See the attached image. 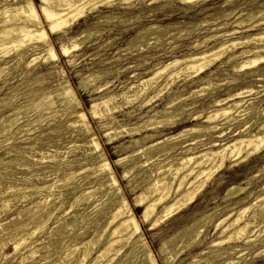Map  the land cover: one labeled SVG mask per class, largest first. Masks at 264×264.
Wrapping results in <instances>:
<instances>
[{"label": "rangeland", "instance_id": "rangeland-1", "mask_svg": "<svg viewBox=\"0 0 264 264\" xmlns=\"http://www.w3.org/2000/svg\"><path fill=\"white\" fill-rule=\"evenodd\" d=\"M4 1L0 0V9L5 6ZM120 1L111 0L108 4L98 2L92 10H85L82 14L83 17H81L82 15L76 17L74 21L52 34L46 27L48 23L45 18L41 16L40 23L47 33V39L56 57L46 60L45 55H38V59L26 66V63L32 60L31 54L27 53L18 65L9 68L6 76L0 79V98L7 101L12 99L9 105L0 107V115L10 112L12 107L17 104L24 103L26 105L23 96L28 94L34 100H38L53 91L57 84L66 82L72 88L77 100L75 110L84 114L91 129L90 135L94 136L101 146L120 192L116 198H104V200H100L99 195H96L97 197L95 196L96 198L91 200L88 205L80 200L75 203L74 198L78 193L95 189L98 184L93 171L90 170L93 168V162L85 158L82 147L90 135L85 137L67 125L70 116L63 107L54 105L49 110H44L42 104L53 102L52 95H50L49 100L40 103L35 111L19 121L23 125L27 121L32 124L26 128L23 136L14 140L18 147L26 148L23 157L25 160H29L32 155H35L33 159H30L33 162H28L26 165L28 169L25 172L37 171V174L40 175L39 178L29 180L27 185L25 183V186H22L18 174L22 172L20 164L25 161L14 152L6 154L8 145L0 146V158H3L5 165H9L11 160H17L13 162L15 168H8L6 171L0 168V247H2L0 248V264L74 263L75 256L71 260V257L69 260L68 257L64 258L66 260L62 259L63 262L58 260L56 253H60L63 245L53 244L54 246H52V241L44 239L54 238L55 235L59 239L63 232V235L67 234L69 228L64 223L78 216L80 208H85L84 219L89 221L85 219L81 231L74 230L67 236L64 244L71 243V241L78 244L93 238L96 225L103 223L107 219L106 217H109L113 200L119 197L127 202L135 216L140 229V241L138 236L133 237L132 245L125 246L117 253L115 251L106 253L98 264H138L147 252L151 254L155 264H166V262L167 264H192L193 261V264H230L229 261L232 264H264V202L257 201L264 198V147L253 155H243L231 162H225L221 169L213 172L206 179L207 181L205 180V186H202L204 188L200 189L201 192H198L191 202H187L179 210L169 214V217H162L161 220L158 219L161 216L160 211L164 205L173 202L174 195H170L165 202L157 205L153 214L145 220L142 215L143 208L156 200L159 192L149 194L146 198L142 196V193L157 178L160 168L170 163V160H153L151 157H141L139 153L141 149L162 140L165 136L195 127L207 126L205 118L208 113L231 104L232 101L224 102L219 106L213 104L215 100L225 99V92L228 89L232 92H239L246 88L251 89L252 93L244 96L243 100L253 102V112H261L264 109V80H258L254 76L247 77L243 74L263 69L264 61L259 62L253 68L241 71L233 69L232 71V63H226L227 55H225L221 61L212 65L199 77L185 78V80L179 78L180 80H176L177 82L175 81L174 85L172 84V87L167 90H163L162 95L152 100L148 106L140 108L136 103H133L102 115H93L90 112L92 104H97L109 96L127 92L131 86L152 76L158 68L174 58L180 59L191 54L210 51L232 38L251 39L263 33L264 14H261V11H264V0ZM32 2L35 6L41 4L39 0H32ZM6 3L15 4L14 0H6ZM49 7L52 8L51 5ZM228 33L234 34L229 36ZM72 43L77 44L78 49L74 48L75 51L72 49L69 54H64L63 57V54L60 53L61 47L63 45L70 46ZM260 43L249 41L244 47L251 49ZM196 44L201 45L194 49ZM26 48V46L22 47V49ZM3 57V60H11L14 57V51L11 50ZM232 79L236 82L225 84ZM88 80L90 81L88 84L91 86L79 88L81 81L88 82ZM95 80L98 81L95 82ZM158 82L162 84V78ZM209 84H212L213 88L209 87L206 90L205 87ZM179 96L181 100L176 102L178 105L184 106V112L177 121L142 128L139 131H133L135 133L129 131L130 128L140 126L155 112L161 111L170 99ZM185 105L189 106L185 107ZM96 109L100 110V107ZM150 109L151 112L146 114ZM128 112H131L129 117L126 115ZM241 118H244V114L236 117L237 120ZM251 120H253L252 116L245 121H240V124H235L225 130L226 132L220 137L210 139L209 136L205 137L202 133L192 134L189 132L190 134L184 136L181 141L193 139V141L187 142L188 147L192 149L188 156H197L210 146V140L216 142L215 147L223 148L236 138H242V136L245 138L249 134L255 133L258 125L253 124L254 127ZM217 121L223 123L225 119L220 118ZM245 123L251 124L253 127L250 126L247 131L243 132V128L238 127ZM119 128H124L122 134L113 138L114 141L108 142L106 134L113 129L119 130ZM148 136H152V138L145 139ZM1 140L3 139L0 138ZM30 146L31 148H28ZM37 151H40L39 153L44 156V159L39 153H34ZM49 155H52L53 158ZM173 155L176 158L185 157V154H179V151ZM130 156L131 158H129ZM148 159L149 161L145 164L128 172L126 176L123 175L124 170H129L134 164L144 163ZM119 160L120 164H117ZM180 172L176 174L174 181L182 175V171ZM43 173H47L46 177L45 174L42 175ZM67 173L74 174V181H71L72 178L66 183ZM77 178L78 180H75ZM92 182L94 183L92 184ZM8 183L14 186L12 191L7 188ZM49 183H55V185L50 190H46L45 185ZM32 186L36 190H28ZM232 188L235 189L232 191ZM159 191L161 192L163 189L161 188ZM15 193L17 194L15 195ZM46 197L50 198L47 205L41 203L38 207H36L37 205L32 206V202ZM143 199L141 204H137L136 200ZM3 201H6V204L2 203ZM240 211H243L241 219L235 226L233 225L234 227L224 231L223 229L238 217L237 213L239 215ZM47 212L49 217H47ZM261 214L263 215L261 216ZM63 221L64 223L59 225ZM217 224H221V226ZM110 225L111 223L108 222L107 231L99 233L98 238H94V242L99 248H102L103 243L107 242L108 232L115 226V223ZM53 227L52 232H49ZM240 227H244L240 238L226 240L232 232ZM14 234L16 235L14 236ZM247 238H250L251 241H246ZM3 242H7V244L5 245ZM47 244L50 245L48 248L45 247ZM211 244L213 246H209ZM57 245L59 246L57 247ZM229 247L236 249L229 255L216 256ZM95 256V252H92L90 258L94 259Z\"/></svg>", "mask_w": 264, "mask_h": 264}, {"label": "bare ground", "instance_id": "bare-ground-1", "mask_svg": "<svg viewBox=\"0 0 264 264\" xmlns=\"http://www.w3.org/2000/svg\"><path fill=\"white\" fill-rule=\"evenodd\" d=\"M39 1H41V4L39 6H35L34 3L32 2V0H14V2H15L14 5L9 4V3L7 4L6 0L4 1L5 6L2 9H0V79H2L4 76H6L9 68L15 67L16 65H18V63L24 59V57L27 55V53L31 54L32 60L27 62L26 66L30 65L33 61L38 59V55L39 56L45 55L46 60L47 59H54L56 57L55 53L53 51V48L47 39V33L44 30V28L42 27V24L40 23V17L41 16H43L45 18V21L48 23V25H46V27L50 31L49 33L52 34L54 32H57L58 30L62 29L64 26H66L71 21H74V19L76 17H79L80 15H82L85 12V10H88V11L92 10L96 6V4H98V2L103 3V4H108L111 0H39ZM226 4H227V2H226ZM50 5L52 8L49 7ZM261 14H264V11H261ZM81 17H83V15ZM262 17H260V18H262ZM255 19H257V18H255ZM149 29H150V27H149ZM151 29H152V27H151ZM233 34L234 33H228L227 35L230 36ZM221 35H223V34H221ZM87 36H88V34H87ZM211 37H214V36H211ZM205 41L208 42L209 40H205ZM249 41H256V42H261V43L257 47H254L251 49L245 48L244 47L245 44ZM200 45L201 44H196L193 48L196 49V48L200 47ZM24 46H26L27 48L22 49V47H24ZM74 48H77V44L72 43L70 46L63 45L61 47L60 53H61V55L63 54V57H64L65 56L64 54H67V53L69 54V51H72V49L74 50ZM238 49L241 51H239V52L235 51ZM11 50L14 51V57L8 61H6V59L3 60V58H4L3 56L9 54V52ZM225 55H227L226 63H232V66H231V67H233L232 71H233V69H235L237 71H239V70L241 71V70H245L247 68H253V66L257 65L259 62L264 61V32L261 34H258L257 36H254L251 39H249V38L248 39L232 38L230 40H227V42L222 43L221 45L212 48L210 51H203V52H200L199 54H191L189 56H185V57H182L180 59L174 58V59L166 62L160 68H158L152 76L145 78V79H142L137 85L131 86L127 90V92H123V93H120L118 95L115 94V95L109 96L107 98L102 99L101 102H99L97 104H92L90 106L91 111L90 110L89 111L92 112L91 114H93V115H99V114L102 115V114L110 113L111 111H117V110L123 108L124 106H126V105L128 106L129 104H133V103H136L138 105V107H140V108L148 106L149 103L152 102V100H154L157 97H159L160 95H162L163 90H167L169 87H172L171 85L172 84L174 85L176 80H180L179 78H184V80H185V78L199 77L206 70H208L212 65L221 61V59ZM49 61H53V60H49ZM226 63H223V64H226ZM243 75L247 76V77H253L254 76L258 80H264V68L259 69V70L249 71V72L244 73ZM95 77L96 76H94V78ZM100 77H99V79H100ZM97 78H98V76H97ZM161 78H162L163 82H162V84H159L158 80ZM89 80H88V82H84V81L82 82L81 81L79 83V88H84L87 85H89L88 84V83H90ZM96 81H98V80H95V82ZM232 82L235 83L236 81L232 79V81H227L225 84H230ZM89 86H91V84ZM220 86H222V85H220ZM209 87H212V84L207 85L205 87V89L207 90V89H209ZM0 90H1V88H0ZM194 93L196 94V92H194ZM250 93H252V90L247 89V88L241 89V90H239V92L238 91L232 92L230 89L226 90V92H225L226 98L222 99V100H218V101L215 100V101H213V104L215 106H219L220 104H222L224 102L232 101L231 104H228L224 108H220L218 110L212 111L211 113H208V115L205 118V122H206L207 126L195 127V128H191L189 130H183V131H181L177 134L171 135V136H165L162 140L155 142L154 144H151L148 147L141 149V151L139 152L141 157H147V158L151 157V159L153 158V160L154 159H163L165 161L170 160L169 161L170 163H167L164 165V167L160 168L157 178L142 193V196H144L146 198V196L149 194L159 192V195L157 196V198H155L156 200L148 203L143 208L144 211L142 212L143 213L142 215H143V217H145V220L148 219V217L153 214L155 207L157 205L165 202L170 197V195H174V200H173V202L163 206L162 210L160 211L161 216L158 219L161 220L162 217L168 216L169 214L179 210L184 204H186L187 202H191L198 192H201V190L204 188V187L202 188V186L203 185L205 186V184H204L205 180L213 172H215L219 168L221 169V167L223 166V164L225 162H227V161L231 162L233 160L240 158L243 155H249V156H250V154L253 155V153H255L257 151L259 152V150L262 147H264V109L261 112H259V111L253 112L252 111L253 102H251L250 100H247V101L243 100L244 96H246ZM50 95H52L53 102H49L48 104L47 103L42 104V106L44 107L43 108L44 110H49L50 107H52L54 105L63 107L64 111L68 112L69 116H70V118L68 119L67 125L72 127L78 133L84 135L85 137L91 134L90 133L91 129L89 127L88 122L86 121L84 114L78 110H75V108H76L75 104H77V100H76V97H75V94H74L72 88L66 82H61L55 86L53 91H50V93L48 92L47 94L43 95L38 100H34L33 98L29 97L28 94L23 96V98L26 101L25 103H27L26 105H24V103L23 104L22 103L17 104V105L12 107L10 112L0 115V138L3 139L0 141V146L8 145V151L6 154H10V153L14 152L18 157L19 156H20V158L24 157V155H25L24 150L26 148L25 147L24 148L18 147L14 140L19 139L21 136H23L22 134L24 132H26V130H27L26 128L31 126L32 123L30 121H27L25 123V125H23V124L19 123V121L23 117H25V116L31 114L33 111H35L38 108V105L40 103L45 102L46 100H49ZM179 99H180V96L175 98V99H170L169 102L163 107V109L161 111L155 112L152 116L149 117L148 120L144 121L140 126H135L132 129L130 128L129 131H131V132L139 131L142 128L153 127V126H156L158 124L177 121L178 118L181 116V114L184 112V108H183L184 106H180L177 104V102H179L177 100H179ZM10 100H12V99H9V101H7L4 98H0V107L9 105ZM188 106L189 105H185V107H188ZM97 107H100V110L99 109L97 110L96 109ZM150 112H151V109L148 110L146 112V114H148ZM130 114H131V112L126 113V115L128 117ZM229 114H232V115L228 116ZM242 114H244V118L237 120L236 117L241 116ZM251 116L253 119L250 121V122H252V125L253 124L258 125V129H257V131L255 130L256 131L255 133L249 134L245 138H243V136H242V138L241 137L236 138L231 143H229L228 145H226L223 148H220L219 146L215 147L216 142L213 140H210V142H209L210 146L207 147L206 150L202 151L197 156L196 155L188 156V154H190V151L192 149L188 147L189 144H187V142L193 141V139H190L189 141H181V140H182V138H184V136L188 135L189 132H191L192 134L193 133L194 134L195 133H197V134L202 133L203 136H205V137L209 136L210 139H212L214 137H220L226 132L225 130H228L231 126H233L235 124H240V121H245L246 119L250 118ZM91 117L93 118L92 115H91ZM220 118L225 119V122L219 123L217 120ZM252 125L251 124L247 125L245 123L244 125L239 126L238 128H240V129L243 128L242 130H243V132H245ZM123 130H124V128H122V129L119 128V130L113 129L112 131L107 133L106 135L108 137L107 138L108 142H110L112 140L114 141L113 138L122 134ZM133 133H135V132H133ZM236 136H238L237 133H236ZM192 137H193V135H192ZM150 138H152V136L145 137V139H150ZM33 145H35V144H33ZM82 147H83V151L85 153L84 154L85 158L89 159L90 161L93 162V168H91L90 170L93 171L96 180H98V184L96 185L95 189L89 190L87 192L82 191V192L78 193L74 198L75 203L79 202V200H80L83 203L85 202L86 203L85 205H88V203H90L91 200H94L97 197L96 195H99L100 200L101 199L104 200V198L110 199L111 197L116 198V196L120 192V188L116 182V179H115L114 174L111 170L110 164H109L108 160L106 159V157L104 156V154L102 152V148L99 145L97 139L94 136L90 135L89 137H87V140L85 141V143L83 144ZM28 148H31V146ZM79 149H81V148H79ZM176 151H179V154L184 153L185 157L184 158H182V157L176 158L173 155V153H175ZM39 152L40 151H37L34 153L38 154ZM39 155H41V154L39 153ZM133 155H135V154H133ZM71 156H72V154H71ZM131 156L129 158H131ZM256 156H257V154H256ZM34 157H35V155H32L30 159H33ZM50 157H52V155ZM41 158L44 159V156L41 155ZM30 159L25 160L23 158V160L25 162L20 164V167L22 168L21 169L22 172L18 174V177H19V180L21 181L22 186L27 185L29 180H33L35 178L38 179L40 176L37 174V171H31L30 173L25 172V170L28 169L26 166L28 164V162H31V163L33 162ZM124 159H126V158H124ZM14 161H17V160L16 159L11 160L8 163L9 165H5V163L3 162V158H0V168L3 171H6L8 168H15L14 167L15 163H13ZM148 161H149V159L146 160L144 163L134 164V166L131 167V169H129V170L126 169V171L124 170L123 175L126 176V174L128 172L132 171L136 167H139L140 165L145 164ZM123 162H124V160H123ZM117 164H120V160L117 161ZM124 165H126V164H124ZM180 171H182V175H180V177H178L176 179V181H174L173 180L174 177ZM44 174L46 177L47 173H43L42 175H44ZM63 175H64V173H63ZM74 177H75L74 174H71V173L68 174L65 178V181H67L66 183H68V181L71 180L72 178H73V180H71V181H74ZM88 178H90V177H88ZM189 178H190V180H188ZM210 178H212V177H210ZM75 180H78V178ZM208 180H210V179H208ZM60 181H62V180H60ZM94 182H92V184ZM61 184H59L60 187H61ZM54 185H55V183L46 184L45 185L47 188L46 190H50L51 188L54 187ZM59 185H57V186H59ZM26 187H28V186H26ZM7 188L12 191L14 186H12L11 184L8 183ZM161 188L163 189V191L160 192L159 190ZM29 189L36 190L34 186L28 188V190ZM233 189H235V188H232V191H233ZM238 190H239V188H238ZM130 191H131V189H130ZM227 191H229V190H227ZM16 194L17 193H15V195ZM225 195H228V194H225ZM18 199H19V197H18ZM20 199H22V198H20ZM140 199H141V197H140ZM260 199L261 200H257V201H259V202L263 201L264 202V198H260ZM49 200H50V198L46 197V198H42L38 201L32 202L31 204H32V206L37 205L36 207H38L41 203L47 205V202ZM136 201H137V204L138 203L141 204L144 201V199L139 200V201L136 200ZM2 203L6 204V201H3ZM1 205H3V204H1ZM74 206H76V205H74ZM108 206H110V205H108ZM252 208H253V206H252ZM80 210L81 211L78 212L79 213L78 216L73 217L72 220H70L66 223H64V221H63L62 223L59 224V225H61L64 223V225L66 224L68 226L69 232L67 234L63 235L64 232L62 231L63 232L62 236L59 239L56 237V235L54 233H53V236L55 235L54 238H48V239L45 238L44 239L46 241L47 240L52 241V246H54L53 244H59L60 246L63 245L60 253H56V257L58 258V260H62V259L67 258V257H68V260L71 257L70 258V260H71L75 256L74 257V258H76V259H74L75 262L72 264H98L100 259L106 253L111 252V251H115L117 253V251H120L125 246L132 245L133 244L132 243L133 237L138 236L139 241H140V235H139L140 229H139L138 223L135 219V216H134L131 208L128 206L127 202L122 197H119V198L113 200L112 211H111V214L109 215V217L107 216L106 217L107 219L103 223H101V224L98 223L96 225L97 228L94 231L93 238H90L89 240L84 241V242H80L78 244H75L72 241H71V243L64 244L67 236H69V234H72V232L74 230L78 229L81 231V226H82V224H84L85 219H86V218L84 219L86 211H85V208H83V209L80 208ZM88 211H90V210H88ZM51 212H53V211H51ZM51 212H49V213H51ZM242 212L239 215L237 213L238 217L235 220H233V222L231 220L232 223L229 224L227 227L225 226L226 228L223 230L224 231L229 230L230 227H234L235 224H237V222L241 219V215L243 214ZM32 213H33V211H32ZM262 215L263 214H261V216ZM47 217H49L48 212H47ZM47 217H46V219H47ZM164 219H166V218H164ZM37 220H39V219L37 218ZM86 220H88V219H86ZM222 221H223V219H222ZM34 222H38V221H34ZM108 222L111 223V225H112V223H115V226L110 230V232H108L107 242L105 244L103 243L102 248H99L98 245L94 242V238L95 237L98 238L97 237L98 234L99 233L102 234L106 230ZM156 223H157V221H156ZM219 223H220V221H219ZM59 225H57V226H59ZM152 225H154V224H152ZM217 225L221 226V224L220 225L217 224ZM24 226L26 227V225H24ZM216 228H217V226H216ZM16 229H19V228H16ZM53 229H54V227L52 229H50L49 232H52ZM243 231H244V227H240V228L236 229L234 232H232L229 235L228 238H226V240L227 239H233L235 237H239L243 233ZM77 234H76V236H77ZM15 235L16 234H14V236ZM28 235H29V233H28ZM45 237H47V236H45ZM2 239H4V238H2ZM26 239H30V238H26ZM72 239H74V238H72ZM235 240H237V239H235ZM19 241H21V240H19ZM183 241H184V239H183ZM246 241L250 242L251 239L247 238ZM166 242L169 243L168 241H166ZM4 244L6 245L7 242ZM59 245H57V247ZM49 246L47 244V246H45V247L48 248ZM141 246H142V244H141ZM209 246H213V245L211 244ZM42 247H41V249H42ZM45 247H43V248H45ZM181 247H183V246H181ZM0 248H2V247H0ZM235 249L236 248L229 247V248L223 250L222 253L216 254V256L220 257L223 255H229V254H231V252L235 251ZM159 250H160V248H159ZM174 251H176V250H174ZM40 252H41V250H40ZM92 252H95V254H96L94 259L90 258V255ZM31 254H33V253H31ZM170 255H171V253H170ZM198 256H201V255H198ZM28 258H29V256H28ZM55 260L57 261V259H55ZM65 260L66 259H64V261ZM106 260H109V259H106ZM110 260H111V258H110ZM62 262H63V260H62ZM59 263L61 264V262H59ZM100 263H102V262H100ZM193 263H194V261H193ZM229 263L232 264L231 261H229ZM45 264H47V263L45 262ZM125 264H127V263H125ZM138 264H155V261H154L153 257L151 256V254L149 252H147L146 254L143 255L142 259L138 262ZM166 264H167V262H166Z\"/></svg>", "mask_w": 264, "mask_h": 264}]
</instances>
